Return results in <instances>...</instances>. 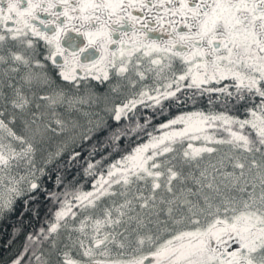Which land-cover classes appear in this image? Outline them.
Here are the masks:
<instances>
[{
  "label": "snow or ice",
  "instance_id": "obj_1",
  "mask_svg": "<svg viewBox=\"0 0 264 264\" xmlns=\"http://www.w3.org/2000/svg\"><path fill=\"white\" fill-rule=\"evenodd\" d=\"M0 264H264V0H0Z\"/></svg>",
  "mask_w": 264,
  "mask_h": 264
},
{
  "label": "trees",
  "instance_id": "obj_2",
  "mask_svg": "<svg viewBox=\"0 0 264 264\" xmlns=\"http://www.w3.org/2000/svg\"><path fill=\"white\" fill-rule=\"evenodd\" d=\"M7 225L5 223L0 222V256L4 254V243L7 239Z\"/></svg>",
  "mask_w": 264,
  "mask_h": 264
}]
</instances>
